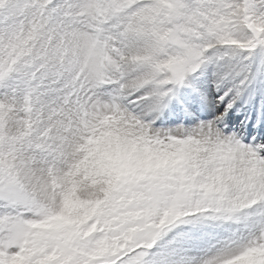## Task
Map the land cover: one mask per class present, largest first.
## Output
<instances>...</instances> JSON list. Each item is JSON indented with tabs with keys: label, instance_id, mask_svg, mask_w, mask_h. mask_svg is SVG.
<instances>
[{
	"label": "snow or ice",
	"instance_id": "6c2138e0",
	"mask_svg": "<svg viewBox=\"0 0 264 264\" xmlns=\"http://www.w3.org/2000/svg\"><path fill=\"white\" fill-rule=\"evenodd\" d=\"M0 264H264V0H0Z\"/></svg>",
	"mask_w": 264,
	"mask_h": 264
}]
</instances>
